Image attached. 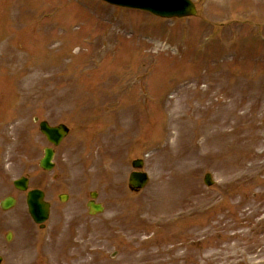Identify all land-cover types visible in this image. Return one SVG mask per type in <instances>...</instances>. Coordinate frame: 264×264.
<instances>
[{
    "label": "rangeland",
    "instance_id": "374dc122",
    "mask_svg": "<svg viewBox=\"0 0 264 264\" xmlns=\"http://www.w3.org/2000/svg\"><path fill=\"white\" fill-rule=\"evenodd\" d=\"M193 1L197 17L163 21L0 0V202L18 200L0 210L2 264H264V0ZM36 117L71 129L52 173ZM136 159L150 182L132 194ZM23 176L52 203L44 230Z\"/></svg>",
    "mask_w": 264,
    "mask_h": 264
},
{
    "label": "water",
    "instance_id": "95a60500",
    "mask_svg": "<svg viewBox=\"0 0 264 264\" xmlns=\"http://www.w3.org/2000/svg\"><path fill=\"white\" fill-rule=\"evenodd\" d=\"M110 4L147 11L153 15L169 18L191 16L195 14V9L189 0H104ZM45 131L49 132L48 129ZM65 133V132H64ZM49 138L55 139L53 132L48 133ZM59 138V137H58ZM57 139V138H56ZM51 158V153L49 159ZM48 169V167H46ZM141 179H144L143 177ZM26 181L17 183V186L23 190L26 188ZM139 184L137 185V187ZM30 210L37 223H43L48 218V206L42 202V194L35 192L30 195ZM13 200H8L5 209L14 206Z\"/></svg>",
    "mask_w": 264,
    "mask_h": 264
}]
</instances>
